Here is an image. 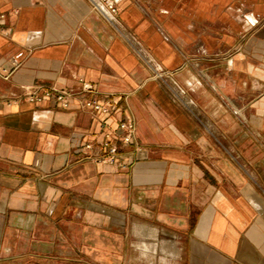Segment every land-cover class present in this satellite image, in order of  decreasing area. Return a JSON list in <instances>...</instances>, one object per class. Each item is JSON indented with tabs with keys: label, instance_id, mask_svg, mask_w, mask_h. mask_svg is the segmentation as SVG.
<instances>
[{
	"label": "crops",
	"instance_id": "1",
	"mask_svg": "<svg viewBox=\"0 0 264 264\" xmlns=\"http://www.w3.org/2000/svg\"><path fill=\"white\" fill-rule=\"evenodd\" d=\"M114 2L0 0V264H264V0Z\"/></svg>",
	"mask_w": 264,
	"mask_h": 264
},
{
	"label": "built area",
	"instance_id": "2",
	"mask_svg": "<svg viewBox=\"0 0 264 264\" xmlns=\"http://www.w3.org/2000/svg\"><path fill=\"white\" fill-rule=\"evenodd\" d=\"M90 4L92 11L102 16L112 27L121 32L118 23L119 8L114 0H87ZM128 41L129 39L126 38ZM130 42V41H129ZM131 43V42H130ZM136 52L143 57L139 49L134 47ZM148 66L152 70V76L155 79L166 82V75L159 66H154L153 62L146 59ZM93 92V86L90 83H83L81 91L75 93L72 90H58L52 87H30V90L25 95V99L31 103L42 102L45 98H54L64 108L69 106V100L76 97L78 94L86 95ZM177 97H180L177 93ZM110 102L100 103L95 99H83L81 105L87 108L92 113L109 114ZM187 105V104H186ZM105 125H103L104 127ZM136 131L135 122L132 118L122 121L117 130L108 131L105 134L104 140L99 144L101 154L97 156V160H107L110 163L119 161L120 149L129 146L133 143L134 134ZM86 149H93V144H86Z\"/></svg>",
	"mask_w": 264,
	"mask_h": 264
}]
</instances>
